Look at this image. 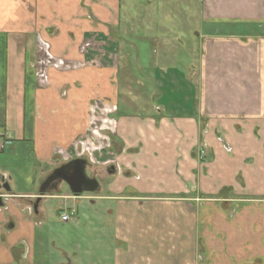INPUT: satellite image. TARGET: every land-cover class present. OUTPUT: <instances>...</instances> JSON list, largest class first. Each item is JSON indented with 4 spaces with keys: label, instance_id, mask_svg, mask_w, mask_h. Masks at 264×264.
<instances>
[{
    "label": "crops",
    "instance_id": "0c3cea01",
    "mask_svg": "<svg viewBox=\"0 0 264 264\" xmlns=\"http://www.w3.org/2000/svg\"><path fill=\"white\" fill-rule=\"evenodd\" d=\"M120 3L121 0H0V131L11 141L0 152V178L3 177L0 180L7 184L10 195L41 194L40 185L46 176L65 164L53 160L56 151L58 148L69 150L72 140L80 137L85 128L89 98L116 91L118 105V67L114 72L102 66V71L92 74L52 71L50 86L38 89L27 67L34 55V31L58 27V34L49 41L54 53L63 58L73 56V50L87 38L104 43L113 36L119 52L126 42L125 34L133 38V42L127 41L130 51L126 54L127 60L133 59L139 53L136 42L153 41L150 34L161 31V26L168 23L151 18L153 1L143 3L146 19H136L129 11L127 19L121 20ZM201 13L203 30L186 31V39L179 37L170 46L168 41L172 39H166L157 46L156 57H152L154 61L147 69L143 68L144 72L138 65L131 68L127 63L130 68L127 76L143 73L145 83L140 85L141 81L130 77L125 83L126 106L121 109L118 105V127L112 147L117 165L125 166L128 174L125 183L119 185L113 181L108 195L101 196L114 203V209L107 208L98 214L94 230L101 236L94 240L93 247L95 259L99 261H103L100 252L97 253L102 249V241L109 234L114 235V243L105 246L106 264H150V256L143 250L142 255L138 252L143 243L139 237L151 231L153 209L166 202L157 196H164L165 200L177 195L179 201L193 197V191L188 195L187 190L174 182L180 177L193 181V172L185 174L182 168L174 172L167 166H198L193 151L200 122L208 123L209 127L220 123L230 129L225 137L234 157L226 155L228 161L223 157L220 162L223 152L209 131L205 136L209 146L208 164L264 166V0H201ZM140 27L144 35L139 34ZM116 46L109 47L116 50L113 48ZM110 73H114L111 87L107 85ZM88 75L91 85H88ZM235 153L239 163L235 162ZM19 155L32 160L24 166L33 171L26 179L34 190L14 191L19 185L16 180L23 172L16 168L19 165L5 162L9 156L17 159ZM111 171L113 167L109 170L113 174ZM211 178L215 179L214 175ZM226 184L229 185L227 181ZM58 189L60 193L46 191L40 195L37 220L41 224H36L34 217H28L24 210L26 204L21 201L19 206L15 198L0 209V264H16L22 242L26 243L28 254L20 264H39L34 253L37 246L44 247L39 235V228L47 224L44 203L57 201L55 209L61 214L62 202L74 200L60 185ZM123 192L127 193L126 198L120 197ZM89 202L96 208L95 202ZM185 214L189 219H197L198 213L186 210ZM223 214L214 232L207 233L205 242L212 243L213 248H209L215 252L207 264H264V206L252 210L245 207L232 220H225ZM123 219H126L125 234L138 237L126 244L118 238L124 234ZM166 229L172 231L169 226ZM193 229L187 230L192 236ZM118 245H121L120 251L127 252L126 259L120 258ZM114 246L115 252L118 251L115 257L111 252ZM58 264L72 263L63 257Z\"/></svg>",
    "mask_w": 264,
    "mask_h": 264
},
{
    "label": "rangeland",
    "instance_id": "374dc122",
    "mask_svg": "<svg viewBox=\"0 0 264 264\" xmlns=\"http://www.w3.org/2000/svg\"><path fill=\"white\" fill-rule=\"evenodd\" d=\"M152 1L154 4L150 8L151 18L155 21L156 19H164L165 23L168 24L161 26V31L158 30L150 34L149 38L154 39L153 41L143 42L138 39L142 42H136L139 53L133 56L134 60H127L126 54L130 51L127 48L129 46L127 41L133 42V38L125 34L124 37H127V39L119 52H117V42L114 43L115 38L113 36H109L104 43L98 40L95 41V38H87L82 40L73 50V56L63 58L54 53L53 44L49 41V38H54L58 34V27L34 31V55L33 60L29 62L27 67L34 78L36 87L38 89L48 88L51 84L50 73L52 71L92 74L91 72L102 71L104 69L102 66H108L114 72L118 67L117 77L119 78L120 86L117 96L118 105H120L121 109L125 108L127 94L125 83L129 82L131 78L132 80L137 79V82L141 81L140 85L145 83V79H143L145 75L143 73L127 76L128 71L130 72V68L127 67L128 61L131 68L138 65V68L140 67L142 70L143 68L147 69L148 64L154 61L152 57H156L157 46L164 43L166 39H172L168 41L167 46H170L171 42L179 37L186 39V31L191 33V31L201 32L203 30L201 0H121V20L127 19L129 11L134 13L136 19H146V12L144 14L142 11L143 3L148 4ZM136 11L138 12L136 13ZM179 24H181L180 27H175V25ZM139 29V34L144 35L142 32L143 28L140 27ZM158 40L161 41L159 42ZM111 44L116 46L113 47L116 50H112L109 47ZM190 45L192 46V44ZM168 61L170 62L171 60ZM191 62L193 63V60ZM176 68L179 70L178 67ZM142 70L141 72H144ZM113 74L110 73L109 75V84L107 85L110 87L113 84L112 81H114ZM88 85H91L89 75ZM115 94L116 91H113L108 96L89 98L86 105V124L82 134L72 140L69 150L58 148L60 149L58 151L68 155L69 159L79 157L86 160V173L90 178H94L98 182L99 189L97 192L75 196L65 184H60L63 192L71 193L70 195L74 199L73 201L62 202L63 206L61 208L64 209L63 212L72 215L68 222H61L59 219L60 214L55 209L57 201L47 200L44 203L47 210V224L39 228V235L44 247L42 249L39 246L35 248L34 257L36 263L58 264L60 260H63V257L69 258L72 264L108 263V261L104 260L107 253L105 246H108L109 242L110 244L114 243V235L109 234L102 241V249L97 252H100L102 258L100 260L103 261L95 259L94 240L96 241L97 238L101 239V236H97L94 232L97 227L96 218L102 210L107 208L108 210L114 209V203L103 200L102 197L108 195L109 185L113 181L119 185L125 183L126 175L128 174V169L125 166L117 165L116 155L114 156L115 153L112 147V138L118 127L116 119L118 105ZM62 95H64V92H62ZM199 126L198 141L193 151V157L198 166H167V168H172L174 172L177 168H182L185 174L193 172V175H195L193 176V181L186 179L187 177H184V179L181 177L180 179L177 178V181L174 180L178 186L180 185L183 190L189 192L188 195L193 191V197L189 196L187 198L188 201H179L177 195L168 196L169 198L166 197L165 200H163L164 196H157L158 198L162 197L160 198L162 199L161 201L166 202H161L159 208L153 209L151 213L152 219L150 220L153 227H151V231L139 237V240L143 243L142 249L138 252L142 255L143 252L141 250H143L147 256L149 255L150 264H183V262L185 264H207V259H211L215 253L213 249L210 250L209 248V246L213 248L212 243L208 245L205 242L208 241L207 233L211 234L214 232L217 222H221L224 216L223 213L226 216L225 220H232L238 211L244 210L245 207L252 210L264 206V166H211L207 163L209 146L205 136L209 131L213 133L215 144L223 152L220 162L223 161V157L228 161L226 155L231 158L234 157L231 146L227 142L228 139L225 137H228L226 131L230 129L229 127H223L220 123H215L209 127L208 123L200 122ZM61 159L59 154L55 153L53 160L60 163ZM31 161L26 160L24 155H19L17 159L9 156L8 160H6V165H19L16 168L21 169L23 172L22 177L19 176L16 180L19 185L14 187V191L25 192L34 190L26 179V176L32 175L33 171H30L29 166H24L27 163H31ZM239 161V156L236 154L235 162L239 163ZM110 167L114 168L113 174L109 173ZM151 167L155 169V167L162 168L164 166ZM222 168L226 170L223 171ZM212 175H214L215 179L211 178ZM224 178H226L225 181L223 180ZM229 178H231L230 181ZM194 180H198L199 184ZM226 181L229 185L226 184ZM55 193H60V189L56 190ZM126 195L127 193L123 192L120 197L126 198ZM91 200L95 202L96 208L91 206L89 202ZM179 208L182 211H178ZM186 210L194 214L197 212V219H189L185 214ZM154 211L156 213L152 216ZM121 224L124 227V234H119L120 243L126 244L138 239L137 236L128 232L125 234L126 219H123ZM143 224L144 222H141L142 226ZM168 226L171 227L172 231L166 229ZM192 227H194L193 236L187 231H191ZM210 239L212 241L213 237ZM111 248L113 257L117 256L118 251L115 252L116 246ZM118 248L120 251L121 245H118ZM111 252L108 251V254H111ZM119 255L121 259H126L127 252L125 250L123 252L120 251ZM91 259L95 260L92 261Z\"/></svg>",
    "mask_w": 264,
    "mask_h": 264
},
{
    "label": "water",
    "instance_id": "95a60500",
    "mask_svg": "<svg viewBox=\"0 0 264 264\" xmlns=\"http://www.w3.org/2000/svg\"><path fill=\"white\" fill-rule=\"evenodd\" d=\"M55 172L60 174L55 175ZM65 172V173H64ZM113 172V171H111ZM60 179L64 182L70 192L74 195H80L84 192H95L98 189V182L95 179H90L86 175V161L81 159L73 160L67 164L62 165L57 171H54L43 183L42 186H47L49 183L54 182L52 188H40L39 192L43 194L46 191L55 189L57 180ZM0 200V206H1Z\"/></svg>",
    "mask_w": 264,
    "mask_h": 264
},
{
    "label": "flooded vegetation",
    "instance_id": "af4514ba",
    "mask_svg": "<svg viewBox=\"0 0 264 264\" xmlns=\"http://www.w3.org/2000/svg\"><path fill=\"white\" fill-rule=\"evenodd\" d=\"M61 166L55 168L53 171H51L47 176L46 178L43 180L42 184L40 185V188H44L45 190L47 188H52L54 182L52 183H49V185L47 186H42L43 183L46 181V179L54 172V171H57V169H59ZM109 170H112V167L109 168ZM65 173V172H64ZM60 173L58 172H55V175H58ZM87 175V173H86ZM88 176V175H87ZM88 178H90L88 176ZM1 180L3 179L0 178ZM90 179H94V178H90ZM0 180V200H1V206H0V209L4 208L5 204L7 201H9V199L11 198H15L19 201L18 205L20 206V202L22 201L23 203H25V207H24V210L26 211V214L28 217H34V220L36 221V224H41L42 222L37 220L39 219L37 217L38 215V209H39V205H40V200H41V197L40 195L41 194H38V196H33V197H29V196H13V195H10L9 193V187L7 186V184L3 181ZM57 185H56V188L55 189H51L50 191H56L58 190V186L63 183L65 184L64 182H62L60 179L57 180ZM66 185V184H65ZM67 186V185H66ZM68 187V186H67ZM48 190V189H47ZM20 248L22 249L20 255H19V259L17 260L16 264H20L21 262L23 263L26 259H27V254H28V248H27V245L26 243L22 242L20 243Z\"/></svg>",
    "mask_w": 264,
    "mask_h": 264
},
{
    "label": "built area",
    "instance_id": "2783aa9c",
    "mask_svg": "<svg viewBox=\"0 0 264 264\" xmlns=\"http://www.w3.org/2000/svg\"><path fill=\"white\" fill-rule=\"evenodd\" d=\"M10 144L9 138H7L4 132L0 131V152L8 148ZM56 154H59V157L62 158L61 160L64 162L70 160L69 156L65 153H61V151H57ZM60 218L63 222H67L69 220V215L67 213H62Z\"/></svg>",
    "mask_w": 264,
    "mask_h": 264
}]
</instances>
